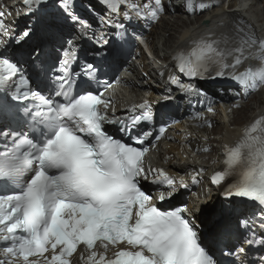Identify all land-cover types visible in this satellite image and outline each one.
<instances>
[{
  "label": "snow or ice",
  "instance_id": "snow-or-ice-1",
  "mask_svg": "<svg viewBox=\"0 0 264 264\" xmlns=\"http://www.w3.org/2000/svg\"><path fill=\"white\" fill-rule=\"evenodd\" d=\"M101 2L108 13L123 10L126 19L131 18L129 13L155 19L162 8L160 0ZM22 3L36 19L17 43L55 33L62 26L58 15L42 11L48 0ZM59 6L73 24L85 28L69 0H59ZM184 6L192 10L190 0ZM67 43L70 47L53 70L60 74L50 82L41 80L36 90L18 62L0 55V90L15 88L10 100L17 102L0 100V264H71L81 246L82 264H217L200 243L192 209L180 204L162 211L154 203L170 201L177 188L189 185L161 169L145 168L148 149L142 146L151 133L132 130L152 121L147 102L139 106L144 111L126 120L114 112L109 116L110 101L104 94H96L87 80L77 83L81 73L70 72L76 54L72 40ZM241 44L257 45L264 53V40L255 35L245 33ZM216 45L217 41L198 40L187 52L178 51L173 59L179 72L201 80L224 77L225 69H235L247 58L243 46L225 52ZM233 53L237 55L229 64L226 56ZM39 54L37 46L31 55L35 59ZM255 58L264 61V55ZM82 74L95 80L90 63L82 64ZM228 75L255 88L257 81L264 82V65ZM174 83L180 85L178 80ZM193 89L192 84L185 87ZM106 123L119 125L126 139L106 132ZM159 132L163 135L165 128ZM224 155V167L210 176L211 184L221 187L233 178L221 195L255 202L264 228V116L246 126L234 146L224 145ZM141 180L167 190L154 196L143 189ZM197 182L193 176L192 183ZM239 223L248 226V220ZM245 242L264 244V239ZM244 252L238 247L224 255L239 258Z\"/></svg>",
  "mask_w": 264,
  "mask_h": 264
},
{
  "label": "bare ground",
  "instance_id": "bare-ground-1",
  "mask_svg": "<svg viewBox=\"0 0 264 264\" xmlns=\"http://www.w3.org/2000/svg\"><path fill=\"white\" fill-rule=\"evenodd\" d=\"M166 1L160 0L162 8L159 12L165 10L167 16H162L153 24L151 17L136 18L134 13H129L131 18L126 19L123 10L108 13L96 0H81L82 7H76L73 12L86 22V31L73 24L65 14H58L53 5L44 6L42 11L61 18L60 29L55 33L43 34L39 39L33 36L17 43L21 32L33 24L36 17L28 13L22 0H0V39L10 40L12 45L6 49L21 52L26 59L33 58L31 53L37 46L39 53L44 54L46 50L53 51L56 47L68 48L67 41L72 40L73 46H79L87 53L93 50L105 52L107 61L118 64L127 78L133 76L139 80L140 87L137 85V89H119L118 95L122 100L133 99L138 89L148 87L156 90V96L167 97L168 100L154 110L163 120L184 121L174 124L173 131L166 133L171 142H165L158 148L157 157L166 161L167 165L171 160L181 161L182 166L178 171L189 185L186 193L190 207L196 211L197 224L205 228L209 236L227 240L235 248L243 247L245 252L241 253V261L264 264V244L245 242L253 238L256 241L264 239L259 208L253 204L230 202L221 195L224 188L212 185L210 178H207L223 169L224 160L219 162L221 157L217 153L224 145L234 146L245 127L264 116V83L261 82L263 84L254 93L239 96L236 87L203 82L199 85L195 81V85L202 87L210 98H220L222 92L229 102L225 108L216 103H203L196 111L195 107L200 102L195 93L178 95L170 84L177 70L173 57L178 51L188 50L198 40L217 41L216 46L225 52L243 46L244 57L247 58H242V63L235 69H225L226 74L245 66L253 69L261 67V60L255 57L264 53L259 51L257 45H242L241 38L247 33L249 36L255 35L257 40H264V0H228L227 5L226 0H190L194 5L191 14L186 13L190 11L185 10V0ZM143 2L136 0V3ZM200 5H205L203 11ZM116 25H123L127 35L132 31H143L147 41L145 52L152 58L142 55L136 56L138 61H134V55H131L129 62L118 60L110 51L116 42L109 40ZM234 55L237 53L226 56V62L231 64ZM205 148L213 153H205ZM193 176L198 181L196 184L192 183ZM241 220H248L247 228L240 226Z\"/></svg>",
  "mask_w": 264,
  "mask_h": 264
},
{
  "label": "rangeland",
  "instance_id": "rangeland-1",
  "mask_svg": "<svg viewBox=\"0 0 264 264\" xmlns=\"http://www.w3.org/2000/svg\"><path fill=\"white\" fill-rule=\"evenodd\" d=\"M226 1H227V0H226ZM227 2H228V1H227ZM250 103H252V102L250 101ZM250 103H248V104H250ZM244 110H245V109H244ZM211 153H212V152H211ZM217 154H218V153H217ZM217 154H216V155H217ZM205 181H206V180H205ZM206 183H207V181H206ZM207 184H208V183H207Z\"/></svg>",
  "mask_w": 264,
  "mask_h": 264
}]
</instances>
